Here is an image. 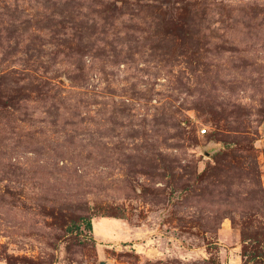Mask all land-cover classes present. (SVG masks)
<instances>
[{"label": "rangeland", "instance_id": "rangeland-1", "mask_svg": "<svg viewBox=\"0 0 264 264\" xmlns=\"http://www.w3.org/2000/svg\"><path fill=\"white\" fill-rule=\"evenodd\" d=\"M255 251L264 0H0V264Z\"/></svg>", "mask_w": 264, "mask_h": 264}, {"label": "trees", "instance_id": "trees-1", "mask_svg": "<svg viewBox=\"0 0 264 264\" xmlns=\"http://www.w3.org/2000/svg\"><path fill=\"white\" fill-rule=\"evenodd\" d=\"M247 250H245L244 251V254L245 255H247ZM250 260H253V261H258V262H260V263H264V254L262 253V254H258V253H256V251H255V253H253V255L250 257Z\"/></svg>", "mask_w": 264, "mask_h": 264}, {"label": "built area", "instance_id": "built-area-1", "mask_svg": "<svg viewBox=\"0 0 264 264\" xmlns=\"http://www.w3.org/2000/svg\"><path fill=\"white\" fill-rule=\"evenodd\" d=\"M202 131H203V132H206V131H207V129H206V128H204Z\"/></svg>", "mask_w": 264, "mask_h": 264}]
</instances>
